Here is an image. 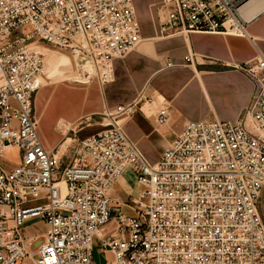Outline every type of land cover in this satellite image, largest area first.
I'll return each instance as SVG.
<instances>
[{
	"label": "built area",
	"instance_id": "obj_1",
	"mask_svg": "<svg viewBox=\"0 0 264 264\" xmlns=\"http://www.w3.org/2000/svg\"><path fill=\"white\" fill-rule=\"evenodd\" d=\"M244 1L160 0V33L245 34ZM139 40L133 0H0V144L21 154L13 169L0 165V264L32 255V264H94L95 243L113 254L105 264H264V54L241 65L254 88L236 120H184L155 162L121 122L152 101L143 92L98 113L103 128L78 140L66 164L42 143L39 43L68 48L78 70L103 83L112 59ZM168 117L159 107L157 121ZM125 170L135 184L130 213L111 197ZM36 218L48 229L31 251L21 228Z\"/></svg>",
	"mask_w": 264,
	"mask_h": 264
},
{
	"label": "crops",
	"instance_id": "obj_2",
	"mask_svg": "<svg viewBox=\"0 0 264 264\" xmlns=\"http://www.w3.org/2000/svg\"><path fill=\"white\" fill-rule=\"evenodd\" d=\"M249 0L244 1L245 5ZM140 40L124 56L112 59V79L101 83L97 76L71 81L45 80L34 93L37 132L44 146L55 153L62 165L71 157V147L103 128L98 113L135 99L141 92L152 101L121 119L126 134L136 142L144 156L155 162L168 147L186 119L236 120L248 105L254 84L241 65L264 54V5L249 15L251 7L240 10L245 19V34L191 31L161 34L165 10L160 0H133ZM257 6V5H255ZM193 54L186 61L187 54ZM79 73V70H78ZM165 106L169 117L157 121V110ZM21 159L16 146L0 144V165L13 169ZM132 172H125L114 183L111 197L114 206L130 210L125 202L135 194ZM264 214V190L261 192ZM33 220V219H32ZM24 233L35 251L48 229ZM40 239L36 247L34 242ZM34 255L25 258L32 264ZM113 254L95 243L94 264H105Z\"/></svg>",
	"mask_w": 264,
	"mask_h": 264
},
{
	"label": "rangeland",
	"instance_id": "obj_3",
	"mask_svg": "<svg viewBox=\"0 0 264 264\" xmlns=\"http://www.w3.org/2000/svg\"><path fill=\"white\" fill-rule=\"evenodd\" d=\"M40 50L43 52L45 61H46V72L41 75L40 80H62L63 78H68L71 81H80V79L88 78L90 79L91 75L83 70L79 71L77 65L80 63L78 56L72 54L68 48H62L54 44H44L39 43ZM42 82L39 86H41ZM131 180H134L133 174ZM127 213H130L131 210L125 209ZM37 219V218H36ZM32 222L25 227L22 231L24 233H32L37 230L44 229L43 223L40 221H35L31 219ZM40 239L34 242L33 247H36Z\"/></svg>",
	"mask_w": 264,
	"mask_h": 264
},
{
	"label": "bare ground",
	"instance_id": "obj_4",
	"mask_svg": "<svg viewBox=\"0 0 264 264\" xmlns=\"http://www.w3.org/2000/svg\"><path fill=\"white\" fill-rule=\"evenodd\" d=\"M255 5H257V6H255ZM262 5H264V0H249L245 5H242L240 7V10L243 13V10L245 8H246L245 10H247L248 8H250L252 6L251 7V10L250 11L247 10V14H246V15H249L250 16L251 14L255 13V11H257L258 9H261L262 8ZM78 66H77V68H78Z\"/></svg>",
	"mask_w": 264,
	"mask_h": 264
}]
</instances>
